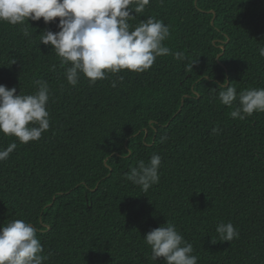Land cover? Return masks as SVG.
Masks as SVG:
<instances>
[{"label":"trees","instance_id":"trees-1","mask_svg":"<svg viewBox=\"0 0 264 264\" xmlns=\"http://www.w3.org/2000/svg\"><path fill=\"white\" fill-rule=\"evenodd\" d=\"M147 16L170 26L164 43L186 59L123 70L115 88L114 75L67 83L59 57L40 43L59 18L26 21L31 39L0 22V83L30 94L40 79L52 93L40 140L0 133V147L17 143L0 162V224H32L45 264H164L150 259L143 236L166 220L198 264H264V112L233 119L216 95L221 83L238 93L264 87V0H151L129 23ZM153 153L160 179L144 193L126 173ZM221 221L239 238L220 241Z\"/></svg>","mask_w":264,"mask_h":264},{"label":"clouds","instance_id":"clouds-1","mask_svg":"<svg viewBox=\"0 0 264 264\" xmlns=\"http://www.w3.org/2000/svg\"><path fill=\"white\" fill-rule=\"evenodd\" d=\"M159 2L162 4L163 0ZM150 3L151 0H0V22L21 25L23 36L31 39L26 21L43 18L48 24L59 18L58 31L46 28L40 35V43L50 46L59 57L67 83L76 86L83 76L91 86L114 75L116 79H112L111 84L115 88L123 80L118 75L123 70L145 72L160 56L186 59L183 52H173L165 45L171 31L163 19L147 16L138 25L129 23L137 14L144 13ZM258 51L264 57V47ZM34 85V92L17 94L15 87L0 83V133L17 138L20 144L38 141L50 129L47 105L51 89L45 80L37 79ZM218 86L221 90L217 98L233 109L230 112L233 119L244 120L254 112H264V87L238 93L231 84ZM211 131L218 134L220 129L214 127ZM167 139L164 135L160 142ZM16 148V141L0 147V162L7 160ZM161 163V155L153 153L147 162L139 160L131 167L126 179L147 193L159 182ZM215 231L220 241L239 238V231L231 221L219 222ZM143 238L151 249L153 261L162 258L164 264H198L193 245L168 220ZM43 253L44 246L32 224L24 219L0 224V264H45L49 257Z\"/></svg>","mask_w":264,"mask_h":264}]
</instances>
